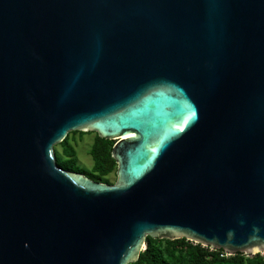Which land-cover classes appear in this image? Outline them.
Listing matches in <instances>:
<instances>
[{"label":"water","instance_id":"1","mask_svg":"<svg viewBox=\"0 0 264 264\" xmlns=\"http://www.w3.org/2000/svg\"><path fill=\"white\" fill-rule=\"evenodd\" d=\"M75 130L114 140L113 183L57 165ZM147 236L264 254V0H0V264Z\"/></svg>","mask_w":264,"mask_h":264},{"label":"trees","instance_id":"2","mask_svg":"<svg viewBox=\"0 0 264 264\" xmlns=\"http://www.w3.org/2000/svg\"><path fill=\"white\" fill-rule=\"evenodd\" d=\"M85 133L90 132L71 131L60 143L54 145L56 163L65 170L81 172L94 181L109 183L107 176L116 169V163L111 157L114 140L101 138L94 132L89 150L93 164L85 168L77 163L75 148L70 143V135L79 134L82 137ZM57 147H60V153ZM145 243L138 259L128 264H264V254L226 255L222 249L211 250L185 238L171 240L147 236Z\"/></svg>","mask_w":264,"mask_h":264},{"label":"rangeland","instance_id":"3","mask_svg":"<svg viewBox=\"0 0 264 264\" xmlns=\"http://www.w3.org/2000/svg\"><path fill=\"white\" fill-rule=\"evenodd\" d=\"M93 140L94 136L92 135H83L82 137L77 135L71 142L76 151L77 163L82 167L90 168L93 164V159L89 153ZM107 178L109 183H113L116 179L115 171L111 172Z\"/></svg>","mask_w":264,"mask_h":264},{"label":"snow or ice","instance_id":"4","mask_svg":"<svg viewBox=\"0 0 264 264\" xmlns=\"http://www.w3.org/2000/svg\"><path fill=\"white\" fill-rule=\"evenodd\" d=\"M183 129H181V131H182Z\"/></svg>","mask_w":264,"mask_h":264}]
</instances>
